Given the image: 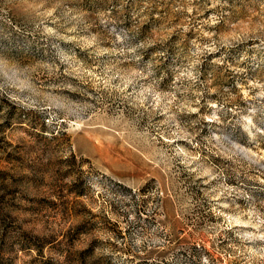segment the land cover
Returning <instances> with one entry per match:
<instances>
[{
  "label": "rangeland",
  "instance_id": "obj_1",
  "mask_svg": "<svg viewBox=\"0 0 264 264\" xmlns=\"http://www.w3.org/2000/svg\"><path fill=\"white\" fill-rule=\"evenodd\" d=\"M0 264H264V0H0Z\"/></svg>",
  "mask_w": 264,
  "mask_h": 264
}]
</instances>
